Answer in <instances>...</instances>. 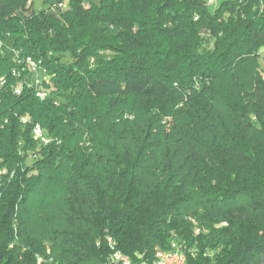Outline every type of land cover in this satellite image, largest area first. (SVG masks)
<instances>
[{"label": "trees", "instance_id": "1", "mask_svg": "<svg viewBox=\"0 0 264 264\" xmlns=\"http://www.w3.org/2000/svg\"><path fill=\"white\" fill-rule=\"evenodd\" d=\"M43 2L0 0V264H264V0Z\"/></svg>", "mask_w": 264, "mask_h": 264}, {"label": "built area", "instance_id": "2", "mask_svg": "<svg viewBox=\"0 0 264 264\" xmlns=\"http://www.w3.org/2000/svg\"><path fill=\"white\" fill-rule=\"evenodd\" d=\"M2 46H3V43L0 40V49L2 48ZM28 59H31V58H28ZM28 68L31 71L32 70H39V65L36 61L32 60V67H28ZM14 74L19 76L20 72L14 71ZM36 83H38V81H36ZM16 93L20 94L21 89L20 88L16 89ZM46 96H47V93L39 91V97L41 99L46 98ZM34 136H35V138L42 140L41 138H39V128L34 129ZM159 255H163L162 252H156V256H159ZM112 261H114L117 264H137V263H134L133 260L129 256L123 254L120 251L115 252V259H112ZM186 262H187V258H186V254L184 251L182 252V254L178 258L167 259V264H186ZM39 264H41V263H39Z\"/></svg>", "mask_w": 264, "mask_h": 264}, {"label": "bare ground", "instance_id": "3", "mask_svg": "<svg viewBox=\"0 0 264 264\" xmlns=\"http://www.w3.org/2000/svg\"><path fill=\"white\" fill-rule=\"evenodd\" d=\"M26 64H27V66L32 67L31 59L27 60ZM37 95L39 96V92H38ZM35 128H39V138L42 139L40 142L48 144L49 140L44 136L43 129L40 126H37ZM173 247H174V251L173 252L157 250V252H162L163 255L155 256L154 264H167V259L178 258L182 254L183 250L179 246H176V244H174ZM113 259H115V254L113 255Z\"/></svg>", "mask_w": 264, "mask_h": 264}, {"label": "rangeland", "instance_id": "4", "mask_svg": "<svg viewBox=\"0 0 264 264\" xmlns=\"http://www.w3.org/2000/svg\"><path fill=\"white\" fill-rule=\"evenodd\" d=\"M94 2H98V0H93ZM223 0H207L208 6H209V10L211 12H214L215 10H217V8L220 5V2H222ZM33 7L37 10H41V9H45L47 8V5L44 4L43 0H33ZM6 48L8 50L9 53L13 54V47L11 46V43H9L8 45H6ZM29 60V59H27ZM26 60V63H27ZM32 61V59H31ZM33 72V78H32V82L36 83L37 81V76L39 75V71L38 70H32Z\"/></svg>", "mask_w": 264, "mask_h": 264}]
</instances>
